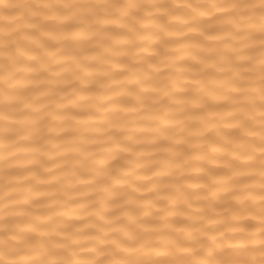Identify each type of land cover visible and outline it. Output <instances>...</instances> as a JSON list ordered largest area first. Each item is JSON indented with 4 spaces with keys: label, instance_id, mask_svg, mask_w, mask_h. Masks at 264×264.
I'll list each match as a JSON object with an SVG mask.
<instances>
[{
    "label": "bare ground",
    "instance_id": "bare-ground-1",
    "mask_svg": "<svg viewBox=\"0 0 264 264\" xmlns=\"http://www.w3.org/2000/svg\"><path fill=\"white\" fill-rule=\"evenodd\" d=\"M0 264H264V0H0Z\"/></svg>",
    "mask_w": 264,
    "mask_h": 264
}]
</instances>
